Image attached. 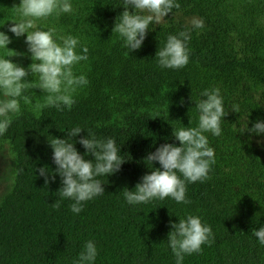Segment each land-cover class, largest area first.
I'll return each instance as SVG.
<instances>
[{"label":"trees","instance_id":"trees-1","mask_svg":"<svg viewBox=\"0 0 264 264\" xmlns=\"http://www.w3.org/2000/svg\"><path fill=\"white\" fill-rule=\"evenodd\" d=\"M68 2L72 12L53 14L36 26L54 28L58 43L69 35L78 38V54L88 48V59L73 66L88 84L72 93L70 110H58L37 107L45 94L35 87L38 78L28 77L34 85L24 93L28 100L20 98V113L11 114L0 135V148L7 146L14 162L12 185L0 197V264H75L89 240L97 248L92 264H176L168 233L171 223L188 215L200 217L213 235L211 245L186 254L182 264H264V245L253 234L264 227V159L255 141L264 133H241L264 121V0H176L179 9L150 25L142 47L132 53L112 31L123 0ZM19 3L0 0V31L10 37L9 49L25 54L9 59L27 68L32 60L26 34L17 38L9 31L12 21L21 19L14 7ZM193 18L202 19L204 27L194 28ZM185 30L188 64L161 68L157 50L169 35ZM10 54L15 53L0 48V57ZM216 88L226 116L220 136L206 133L215 159L208 178L186 182L189 203L168 197L129 204L123 192L160 167L147 161V154L164 143L179 146L173 129L198 126L200 94ZM75 127L83 131L74 141L87 131L97 139L111 138L125 161L117 173L97 177L105 193L84 202L78 214L70 208L74 201L58 192L60 176L45 185L36 171L54 172L48 141L66 138ZM74 146L85 155L82 145Z\"/></svg>","mask_w":264,"mask_h":264},{"label":"clouds","instance_id":"clouds-1","mask_svg":"<svg viewBox=\"0 0 264 264\" xmlns=\"http://www.w3.org/2000/svg\"><path fill=\"white\" fill-rule=\"evenodd\" d=\"M124 11L116 18L113 32L123 39L124 47L130 53L139 50L148 33L149 26L161 23L173 8L179 9L176 0H123ZM21 19L12 21L9 31L17 38L26 34L25 43L30 53L32 63L27 68L14 63L9 57L25 55L9 49L10 37L0 31V48L7 49L14 55L0 57V135L6 133L11 124V114L20 113V98L26 102L24 95L34 87L28 77L38 78L36 88L45 94L44 104L37 107L61 106L69 110L75 103L72 93L77 88L88 84L84 75H75L73 66L88 59V48L83 47L84 54H78L76 49L79 40L71 35L62 37V43L54 39V28L47 31L40 30L36 21L60 13L73 11L68 0H20L14 6ZM194 28H203L204 21L193 18ZM190 39L187 30L177 35H169L166 44L157 50L155 58L161 68L179 69L188 64L189 53L187 42ZM201 99L195 105L199 112L198 126L173 129L172 136L179 141L161 144L154 152H149L145 159L153 165L158 162L160 167H154L149 173L141 177L134 190H125L124 198L129 204L148 203L154 198H172L177 203H189L186 200V182L195 183L208 178L211 165L215 163L214 149L209 146L206 133L214 136L221 135V120L226 116L223 99L218 88L205 89L201 92ZM233 111L238 108L233 106ZM83 131L80 127L67 132L64 139L56 138L48 141L52 149V159L56 168L50 172L46 167L39 168V175L44 178L45 185L54 181L58 174L61 187L58 189L62 198L74 201L71 205L73 213H80L83 203L105 193L104 184L97 177L112 175L120 171L125 162L118 155L116 143L113 139H97L94 133L87 131V135L74 141ZM260 135L264 133V121L257 120L251 128L241 131ZM71 141V142H70ZM75 143L85 149L81 155ZM91 155L94 159H85ZM182 177V178H181ZM58 208L59 203L54 204ZM168 233V244L176 258V264H182L184 256L200 253L202 245H211L213 235L211 227L202 223L198 216L188 215L186 219H179L178 223H171ZM259 243L264 245V227L253 231ZM97 257V248L92 241L84 244L75 264H92Z\"/></svg>","mask_w":264,"mask_h":264},{"label":"rangeland","instance_id":"rangeland-1","mask_svg":"<svg viewBox=\"0 0 264 264\" xmlns=\"http://www.w3.org/2000/svg\"><path fill=\"white\" fill-rule=\"evenodd\" d=\"M257 151L264 159V137L256 138ZM14 175V162L7 146L0 148V197L12 185Z\"/></svg>","mask_w":264,"mask_h":264}]
</instances>
